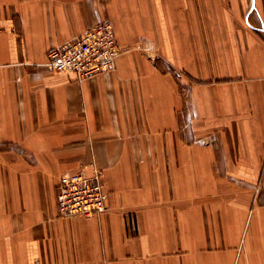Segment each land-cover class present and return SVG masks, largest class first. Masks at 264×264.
<instances>
[{
    "label": "crops",
    "instance_id": "0c3cea01",
    "mask_svg": "<svg viewBox=\"0 0 264 264\" xmlns=\"http://www.w3.org/2000/svg\"><path fill=\"white\" fill-rule=\"evenodd\" d=\"M104 20L113 71L48 70ZM0 264H264V0H0Z\"/></svg>",
    "mask_w": 264,
    "mask_h": 264
},
{
    "label": "built area",
    "instance_id": "2783aa9c",
    "mask_svg": "<svg viewBox=\"0 0 264 264\" xmlns=\"http://www.w3.org/2000/svg\"><path fill=\"white\" fill-rule=\"evenodd\" d=\"M121 51L113 23L104 20L51 48L46 65L51 72L71 71L79 79L93 78L113 71ZM103 177V170L96 167L91 173L81 169L61 175L57 193L59 215L91 217L104 212L108 195Z\"/></svg>",
    "mask_w": 264,
    "mask_h": 264
}]
</instances>
